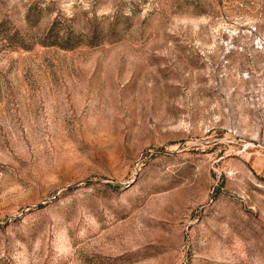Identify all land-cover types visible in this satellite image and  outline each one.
<instances>
[{"label": "rangeland", "instance_id": "1", "mask_svg": "<svg viewBox=\"0 0 264 264\" xmlns=\"http://www.w3.org/2000/svg\"><path fill=\"white\" fill-rule=\"evenodd\" d=\"M0 264H264V0H0Z\"/></svg>", "mask_w": 264, "mask_h": 264}]
</instances>
